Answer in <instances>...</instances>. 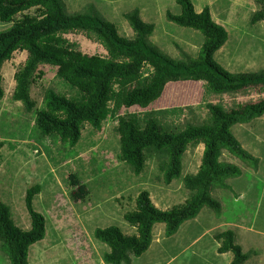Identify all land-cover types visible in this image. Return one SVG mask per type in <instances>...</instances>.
Returning <instances> with one entry per match:
<instances>
[{
    "label": "trees",
    "instance_id": "trees-1",
    "mask_svg": "<svg viewBox=\"0 0 264 264\" xmlns=\"http://www.w3.org/2000/svg\"><path fill=\"white\" fill-rule=\"evenodd\" d=\"M255 1L260 8L251 15L252 23L264 20V0ZM177 2L181 12L167 10V19L199 30L204 36L195 58L174 59L153 45L149 36L154 25L140 16L138 8L124 13L134 31L133 36H126L118 32L114 23L97 14L67 12L62 0H0V20L11 23L0 31V71L16 51H26L25 60L14 73L12 98L21 101L26 111L35 112L33 129L37 139L50 137L75 146L86 125L100 130L104 121L112 118L119 138L118 159L136 174L154 159L167 184L181 176L182 157L188 147L203 144L197 170L182 178L183 186L189 190L184 202L162 209L154 203L150 191L142 189L135 197L136 207L124 214L136 227L135 234H125L117 225L95 228V237L110 247L104 253L105 262L110 264H130L131 255L144 253L157 222H164L165 233L172 235L204 206L220 212L222 205L212 196V187L227 186L226 178L242 172L238 164L220 160L224 150L256 167L259 162L232 126L263 115L264 96L230 107L211 99L255 85L264 91V70L231 72L216 62L214 54L227 41V29L213 18L210 6L198 11L192 0ZM75 31L99 42L106 54L84 52L79 43L65 36ZM42 64L56 66V76L75 92L70 95L45 87L43 104L38 107L31 86L45 74L39 68ZM185 80L202 81L204 91L199 103L129 110L134 105L149 106L161 96L168 82ZM4 94L0 74V99ZM200 108H206L207 115L198 121L196 110ZM4 144L0 140V150ZM70 178L75 187L74 199H85L89 195L86 183L75 173ZM40 190L38 183L26 190L29 229L14 221L11 207L0 197V250L9 264H29V247L46 235V218L33 202ZM215 238L220 242L219 252L233 253L229 264H242L253 253L244 251L236 242L233 229L218 231Z\"/></svg>",
    "mask_w": 264,
    "mask_h": 264
},
{
    "label": "rangeland",
    "instance_id": "rangeland-1",
    "mask_svg": "<svg viewBox=\"0 0 264 264\" xmlns=\"http://www.w3.org/2000/svg\"><path fill=\"white\" fill-rule=\"evenodd\" d=\"M62 1L67 12L97 14L114 23L118 32L126 36H133L134 31L124 13L138 8L140 16L154 25L149 41L174 59L197 57L204 40L199 30L167 19V10L181 12L177 0ZM192 2L196 10L210 6L213 18L228 31L227 41L214 54L216 62L231 72L264 70V20H250L260 8L255 0ZM10 26V22L0 20V31ZM65 36L79 43L84 52L106 54L99 42L82 31ZM26 55V51H16L0 71L5 89L0 99V140L5 141L0 150V197L11 207L14 221L29 229L26 190L37 183L41 185L33 202L46 218V235L29 247V264H110L104 260L110 247L95 237V228L117 225L125 234H135L136 227L124 214L136 207L135 197L142 189H148L154 203L162 209L184 202L189 190L183 186L182 178L197 170L203 144L188 147L182 157L181 176L167 184L154 159L147 162L140 174L118 159L119 138L112 118L105 120L100 130L86 125L75 146L50 137L37 139L33 129L35 112L26 111L21 101L12 98L14 73ZM39 68L45 74L31 86L38 107L43 104L45 87L70 95L75 92L56 76V66L42 64ZM190 88L189 82L170 81L149 106L134 105L129 110L199 103V96L192 94ZM263 96L262 87L255 85L211 100H221L230 107ZM206 115V108L196 110L198 121ZM232 130L244 147L259 158L257 167L224 150L220 160L238 164L242 172L226 178L227 186L212 187L211 194L221 202V211L204 206L172 235L165 233L164 222L155 223L150 246L140 256L131 255L130 264H229L233 253L219 252L220 242L215 238L216 232L226 229L234 230L235 240L244 251H253L242 264H264V114L238 122ZM71 173L86 183L89 195L85 199H74ZM0 264H9L1 250Z\"/></svg>",
    "mask_w": 264,
    "mask_h": 264
},
{
    "label": "crops",
    "instance_id": "crops-1",
    "mask_svg": "<svg viewBox=\"0 0 264 264\" xmlns=\"http://www.w3.org/2000/svg\"><path fill=\"white\" fill-rule=\"evenodd\" d=\"M200 11V10H198ZM183 82H189V84L191 85V88L189 89V91L192 92V94H197L199 96L200 101L203 98V83L200 80H185ZM189 104V103H188Z\"/></svg>",
    "mask_w": 264,
    "mask_h": 264
}]
</instances>
